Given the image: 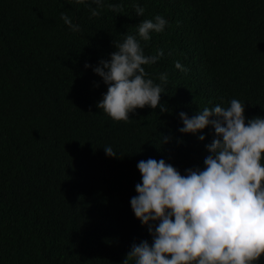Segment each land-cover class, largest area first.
Here are the masks:
<instances>
[{
  "label": "trees",
  "instance_id": "trees-1",
  "mask_svg": "<svg viewBox=\"0 0 264 264\" xmlns=\"http://www.w3.org/2000/svg\"><path fill=\"white\" fill-rule=\"evenodd\" d=\"M95 7L0 0V264H124L133 243L152 239L130 204L138 162L164 159L183 175L210 154L214 128L181 133L179 113L235 98L246 122L264 117V0H104L93 17ZM158 14L169 24L141 43L146 55L164 51L144 67L156 83L167 73L166 110L145 106L114 121L97 107L107 85L85 63L110 59L115 42Z\"/></svg>",
  "mask_w": 264,
  "mask_h": 264
},
{
  "label": "clouds",
  "instance_id": "clouds-1",
  "mask_svg": "<svg viewBox=\"0 0 264 264\" xmlns=\"http://www.w3.org/2000/svg\"><path fill=\"white\" fill-rule=\"evenodd\" d=\"M84 3V0H75ZM91 16L100 15L104 0H93ZM113 12H121V4H110ZM143 17L145 8L134 5ZM61 19L73 32L80 26L62 13ZM169 21L162 15L143 19L135 35L125 34L115 42L110 59H101L92 67L107 85L97 107L114 121L129 122V114L137 108L164 107L160 104L167 73L156 83L145 65L156 64L164 56L158 49L146 55L141 41L148 42L152 33H162ZM175 68L189 69L179 61ZM181 133L197 134L211 125L215 138L206 145L210 153L204 167L181 172L164 159L141 160L137 168L141 183L137 195L130 200L132 211L142 225L148 227V240L133 243L124 264H260L264 254V117H245V103L231 99L227 107L216 104L189 117L180 112ZM216 117V119H211ZM204 135H199L203 141ZM165 140L167 138L165 137ZM107 156L118 155L105 146Z\"/></svg>",
  "mask_w": 264,
  "mask_h": 264
}]
</instances>
